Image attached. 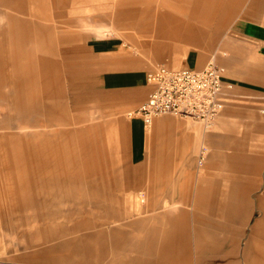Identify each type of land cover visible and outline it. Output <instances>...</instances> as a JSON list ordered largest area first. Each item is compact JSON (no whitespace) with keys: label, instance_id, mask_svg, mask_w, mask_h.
<instances>
[{"label":"crops","instance_id":"crops-1","mask_svg":"<svg viewBox=\"0 0 264 264\" xmlns=\"http://www.w3.org/2000/svg\"><path fill=\"white\" fill-rule=\"evenodd\" d=\"M0 1L27 14L25 4L39 0ZM70 2L76 5L70 7ZM114 2L62 0L69 5L68 20L72 12L108 8L111 15L106 16L111 23L121 22L117 31L128 32L125 36H85L84 42H73L70 26L63 32V48L53 49L64 52V59L39 56L23 65L18 62V70L28 73L24 79L21 74L20 101H14L36 103L39 133L70 126L66 134L77 143L71 148L62 145L50 160L48 142L21 144L15 135L7 136L10 142L2 152H13L1 154L8 173L0 181V194L7 197L11 221L1 224L2 230L37 229L47 239L77 233L78 250L68 256L77 258L75 264H264V0ZM101 18L94 15L90 22ZM14 21L10 23L16 27ZM21 22L19 31L0 35L21 38V44L5 42V47L1 42V55L14 45L25 56L30 42L43 44L39 38L47 35V28ZM213 59L226 69L225 83L234 85L214 126L166 116L146 130L142 119L127 118L153 92L148 75L157 65L203 71ZM90 107L113 117L102 125L110 129L111 139L103 137L101 148L90 142L88 128L81 130L85 136L76 128L77 110ZM115 138L126 158L116 175L123 187L154 190L158 206H186L164 216L162 227L148 225L159 221L157 212L146 215L140 203L120 199L110 190L107 179L113 169L107 166L108 155L119 152L114 147L111 153L106 144L114 146ZM203 149L208 156L200 164ZM60 162L66 163L60 167L64 182L73 175L75 181L90 184L89 192L82 189L75 195L85 206L70 215L49 210L28 214L27 209L37 206L34 201L51 198L37 193L48 188L49 175L58 172ZM15 203L26 211L21 212L24 227L15 217ZM122 236L130 241L119 248L110 243ZM115 248L126 251L116 255Z\"/></svg>","mask_w":264,"mask_h":264},{"label":"rangeland","instance_id":"rangeland-1","mask_svg":"<svg viewBox=\"0 0 264 264\" xmlns=\"http://www.w3.org/2000/svg\"><path fill=\"white\" fill-rule=\"evenodd\" d=\"M119 3L122 0H115ZM114 2V3H115ZM84 4H81L84 7ZM70 7L76 5L70 2ZM68 3L63 4L62 0H39L37 2H27L25 4V8L29 11L27 14H23L16 9H12L10 6H5L0 1V35L1 34H12L19 30H17V26L22 23V19H26L30 24L34 26H42L46 27L45 33L46 36L40 37L41 42L43 44H35L30 42L27 54L22 56L19 53L20 49L10 47L9 45L13 44V42L21 44V38H4V36H0V43L3 42L5 47L9 44V49L5 48V51H9L3 55L0 54V91L2 92L3 97H0V181L4 180L7 177V168L6 164L2 161V155H11L12 150L6 152L2 148L3 146L8 145V141L10 139L7 136L15 135L18 138L16 141H20L22 144L23 141L27 143H39L40 141L48 142V148L46 151L47 157L50 160L53 158V153L60 152L62 145H66L68 148L75 145L77 143L76 137L73 135L66 134L70 129V126L66 128L64 125L58 126L59 130L52 132L47 131L44 133H39L38 124L36 122L37 114L36 107L34 102H16L14 100L20 101V91H19V80L21 74L23 75V79L25 78V73H28L26 70H18V62L27 61L29 59L33 60V58H38L39 56L45 57L47 56L49 59H64V52L57 51L55 52L53 49L55 47L63 48L65 44L63 39V32L66 28L68 31L70 30V26L72 29V41L73 42H84L86 37L92 39H100L107 37H116V36H125L128 32L117 31V27H122L121 22L115 21L111 23L110 16L111 11L108 8H99L94 10H89L87 8L86 11L80 10L78 12L71 13V19L68 20L67 17V8ZM88 6V4H86ZM103 15L104 19H100L98 22H90L92 16L94 15ZM90 16V17H89ZM89 17V18H88ZM108 17V18H105ZM11 18L15 19L16 27L10 23ZM117 18V16H116ZM70 22V23H69ZM81 32L83 34H81ZM55 33V34H53ZM137 33V32H136ZM86 36V37H85ZM4 39H3V38ZM5 42L7 44H5ZM1 45V44H0ZM128 47V45H127ZM47 50V52L42 50ZM17 50V51H16ZM1 53V50H0ZM42 59V58H40ZM26 62V65L28 63ZM161 66V65H159ZM158 65L156 67H159ZM3 80H5L3 82ZM7 81V82H6ZM6 82V83H5ZM22 104L23 110L20 109V105ZM77 121L78 124L76 128L78 129V133L80 135H84L81 133L82 129L88 128V136L91 137L90 142L94 144H98L101 148L103 137L107 138V141L111 139L110 129L102 128V125H108L110 121H112L113 117L109 113L101 112L99 109L94 108H86L85 112L77 110ZM33 118V119H32ZM127 118H130L127 116ZM188 120V119H187ZM192 122L191 120H189ZM74 127V126H72ZM67 129V130H66ZM43 130V128H42ZM44 130H54L51 128H46ZM74 132V130H73ZM72 132V133H73ZM86 132V135H87ZM150 136V132H148ZM85 136V135H84ZM116 137V135H115ZM60 140V141H58ZM115 145L106 144L108 151L112 153V150L115 149L119 154H113L111 156L108 155V168L113 169L112 176L108 177V186L110 190L115 191V195L118 198H122L125 201H133L134 204L140 203L142 207L145 209L146 215L153 216V212H157L159 214V221L153 220V222H149L148 225H159L162 227V224H166V221H163L162 218L164 216L169 215L171 212H179L183 209L184 206L181 205H166V206H158L155 204L154 198V190L152 192L145 189L128 190L127 186L123 187L120 183V177H116L117 174L120 175V168H124L126 166V158L125 153L121 151L122 147L120 142L118 143L117 138H115ZM52 143H56L57 146L54 148L51 147ZM61 145V146H60ZM59 146V147H58ZM52 153V154H51ZM12 156V155H11ZM114 156V157H113ZM61 163V162H60ZM63 163V162H62ZM59 164L58 172L49 175V179L47 184L48 188L41 189L40 192L37 193L39 198L43 195H50L51 198L49 200H36L34 201L37 206H31L28 211V214H33L34 211L41 210H49V211H61L63 213H73L77 211V209L84 207L83 201L80 197H75L76 194L80 193L82 189L85 192H89L91 190L90 184L87 182L86 184L79 183L75 181V178H68L64 182V174H62V165L66 166V163ZM22 165L19 163L18 165ZM198 164V163H197ZM20 165V167H21ZM74 165V162H73ZM70 166V165H69ZM72 166V165H71ZM61 167V169H60ZM108 174H111L108 172ZM93 181V179H92ZM103 180L101 178H97L96 182L101 183ZM118 182V183H117ZM65 183V184H64ZM120 183V184H119ZM84 185V186H83ZM124 188V189H122ZM117 191V192H116ZM65 193H69L72 197L70 199L64 198L63 195ZM20 194V190H19ZM20 205L24 203L21 198H19ZM18 204L15 203L14 209L15 217L20 218V226H26V218H24V214L21 212H26L24 210L17 209ZM156 207V209H155ZM155 209V210H154ZM10 208L9 203H7V197L5 194H0V264H75L77 258H69V255L74 254L78 250L77 233L70 236V238L61 237L58 238H45L42 234V230L37 229H23L21 228L18 231L5 230L1 228V224H9L11 218L9 216ZM138 218V217H137ZM136 218V219H137ZM74 238V239H73ZM130 241L126 239L125 236L121 238H114L110 241L112 244H117L122 246L125 242ZM55 245H57L56 249H52ZM58 251L59 255L51 256L52 251ZM125 252V249L117 250L115 248V254ZM133 249H130L128 252L131 255V258H135L137 255L133 254ZM48 252V253H46ZM63 253V254H62ZM50 255V256H48ZM62 255V256H61ZM65 255V257H63ZM54 257V258H53ZM88 262V261H87ZM90 263V262H89Z\"/></svg>","mask_w":264,"mask_h":264},{"label":"built area","instance_id":"built-area-1","mask_svg":"<svg viewBox=\"0 0 264 264\" xmlns=\"http://www.w3.org/2000/svg\"><path fill=\"white\" fill-rule=\"evenodd\" d=\"M225 74L226 69L215 59L203 71L156 67L148 75L153 92L129 117L142 119L146 130H150L158 118L166 116L200 122L210 128L225 111L227 95L234 89V85L225 83ZM207 156L208 150L203 149L199 163Z\"/></svg>","mask_w":264,"mask_h":264},{"label":"bare ground","instance_id":"bare-ground-1","mask_svg":"<svg viewBox=\"0 0 264 264\" xmlns=\"http://www.w3.org/2000/svg\"><path fill=\"white\" fill-rule=\"evenodd\" d=\"M56 247H57V245H55L52 249H56ZM56 250H57V249H56ZM51 251H52V250H51ZM46 253H48V252H46ZM58 253H59L58 251H52L51 256H57V255H59ZM48 256H50V255H48Z\"/></svg>","mask_w":264,"mask_h":264}]
</instances>
